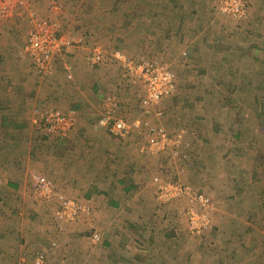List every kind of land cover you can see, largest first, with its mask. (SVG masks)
I'll return each mask as SVG.
<instances>
[{"label":"rangeland","instance_id":"374dc122","mask_svg":"<svg viewBox=\"0 0 264 264\" xmlns=\"http://www.w3.org/2000/svg\"><path fill=\"white\" fill-rule=\"evenodd\" d=\"M24 1L22 10L27 12L18 20L0 17V240L5 213L21 220L14 224L18 235L26 237L33 232L37 240L22 243V264L34 262L37 255L31 250L37 248L48 259L45 264H93L89 258L96 254L98 259L111 257L124 239L132 254L131 264H264V0H244L245 16L241 19L223 9L233 0ZM160 7L163 13L159 15ZM153 14L155 25H142ZM13 18L17 31L11 28V34L8 24ZM30 19L56 23L60 28L68 25L67 21L90 23L88 40L99 35L94 41L99 46L105 48L112 40L113 47H124L122 53H116L130 50L132 55L127 58L164 64L170 71L175 91L157 103L155 116L148 117L149 107L157 104H146L143 90L142 95L136 92L141 91L140 86L124 77L118 63L123 96L140 110L147 105L139 117L133 107L130 120L143 117L155 124L136 120L137 132L132 135L140 142L138 149L151 158L146 189L136 194H147L144 205L113 209L105 205L102 196L83 198L92 194L90 189L72 191L63 188L57 178L53 182L62 172V164H56L57 172L51 169L49 174H34L33 184L30 181L19 191L2 187V128L13 135L20 127L13 128L18 118L10 116L12 107L2 117V107H8L2 101V87H23L28 80L39 88L41 79L51 89L72 81V76L58 71L52 63L51 72L40 76L30 72L27 59L29 65L22 61L20 49L30 30ZM158 23L162 26L160 39L154 32ZM113 25L117 31L107 30ZM2 27L6 38L2 37ZM7 39L14 43L6 55L12 62L2 65V43L7 45ZM19 67L23 72H18ZM106 96L118 101L113 94ZM36 111L33 126L38 133L67 137L40 126L43 114L56 111L67 115L65 112L59 108ZM156 125L163 127L170 142L152 154L149 147ZM62 175L67 179L66 173ZM38 181L47 184L52 198L45 199L44 193L36 190ZM59 197L80 205L72 221L59 220ZM198 197L204 204L197 202ZM18 198L22 204L17 202L15 207L12 200ZM101 245L107 248L103 254Z\"/></svg>","mask_w":264,"mask_h":264},{"label":"crops","instance_id":"0c3cea01","mask_svg":"<svg viewBox=\"0 0 264 264\" xmlns=\"http://www.w3.org/2000/svg\"><path fill=\"white\" fill-rule=\"evenodd\" d=\"M20 10L21 12L18 11L15 14V20L19 19V15L27 12L24 9ZM159 13H163V7H160L157 14ZM154 16L156 15L153 14L145 18L142 25L145 27L151 23L155 25L154 21H151V18L153 19ZM14 18L8 24V26H12L8 29L11 34H13L15 27L12 24L15 21ZM67 23L68 25L64 26V28H60L56 23L54 26L58 35L65 36L70 41L72 47H69L58 55H53L51 63L62 73L65 72H63L64 66L69 67V74L72 76L71 82H66V85L62 83L61 88L54 86L51 89L44 86L48 85L50 87L49 84L43 82L41 79H38L40 80L38 81L39 88L28 84V80L23 87H2V101L8 104V107H2V117L6 116V109L12 107L9 111L10 116L18 118L16 120L18 122L16 125H13V128L20 126L13 135L8 134L9 131L5 127L2 128V187L4 186L9 191H19L22 188L24 189L30 181L33 184L32 176L34 174L37 175L39 173L41 176L42 172H47L44 175L49 174L51 169H54L53 173L55 171L57 172L56 169L58 167L56 164H62V172L58 173L59 176L53 177V182L57 178V182L61 183L64 186L63 188L66 187L72 191L79 190V192L90 189L92 194H85L82 196L83 198L89 199L93 198L92 196H102V199L106 198L105 205L113 209L120 207V205L130 207L144 205L145 199H147V194L143 192L146 189L144 187L145 177H147L150 171L148 169V161L151 158L150 155H145L142 150L138 149L140 142L138 143L137 138L132 137L137 131H132L125 139H117L111 136L104 128L98 126L101 106L105 96L108 94H113L118 98L119 110L117 111V116L124 119L128 124H134V121L138 120L139 122H146L151 126H155L150 120L143 119V117L130 120L129 116L133 117L131 111H134V106L131 105L130 99L127 100L123 96V92L121 93L120 85H123L119 76L121 70L118 62L112 58L115 50L122 53V48L124 47H113L111 44L112 40L110 41V45H106L105 48L101 45L99 46V44L94 43L99 35L93 41L91 39L88 40V35L92 31L90 23L75 24L69 21ZM161 27L160 23L154 26V32H158L159 39L162 33ZM107 30L117 31L118 29L113 25L109 26ZM3 31L4 29L2 27V37L6 38L7 33ZM87 31L89 32L88 35L86 33ZM154 32L152 35H154ZM150 39L152 38L150 37ZM2 42H4L3 39ZM6 43L7 45L2 43V65L12 62V59H9L6 55L10 53L13 42L7 39ZM94 47H101L105 50H103L104 61L99 67L90 68L86 62V58L90 50ZM20 50L22 53V48ZM21 53L20 57L22 61H27L22 58ZM66 53L69 55L67 56ZM122 55H132V51L124 52L123 50ZM132 59L134 61L141 60L137 58ZM227 59L230 58L227 57ZM115 63H117L118 68ZM31 66L29 65L30 72L37 73L33 66ZM4 67L8 69L7 65ZM18 69V72H23L22 67ZM227 73H229L228 70ZM23 77L29 78L30 76L24 75ZM136 92L142 95V89ZM146 106L143 104L142 110H145ZM50 108H59L74 119V125L72 130L67 133V137L54 138L46 134H41L33 126L36 117L34 111ZM134 108L137 110L138 117L139 114H143L142 110L138 109V104ZM149 110L150 113L147 116H155L157 114L158 104L156 107H149ZM152 119L157 120L159 118ZM155 129V132L161 131L164 133L162 126L156 125ZM47 160L49 161L47 162ZM62 173L67 174V179H64ZM59 180L64 181L61 182ZM140 190H143L141 192L145 194H138L140 195L138 197L136 194ZM18 200H12V205L17 207L18 202V206H20L22 203L20 198ZM255 201L257 202L256 199ZM18 213L19 210H16L15 214ZM20 221L16 216L10 217L5 213L2 215V240H0V246L2 243V248H0L2 264H22L25 261L21 257L23 249L22 243L27 242L32 244L37 241L34 238L35 236H33V232H29L26 237L22 236L25 235L22 233L18 235V227H14V224L17 225ZM126 241V239L124 241L121 240L122 246H118L116 254H112L111 257H106L103 260V257L98 259L99 257L96 254V256L89 258L90 261L93 264H123L124 262L131 264L130 258L132 254H129L130 248L125 246ZM108 242H104L106 247L108 246ZM104 243L102 242V244ZM37 249L31 250V252L33 251L32 254L43 255ZM103 249L106 250L107 248L101 245V249H99L101 254H103ZM46 261L48 259L44 258V264Z\"/></svg>","mask_w":264,"mask_h":264},{"label":"built area","instance_id":"2783aa9c","mask_svg":"<svg viewBox=\"0 0 264 264\" xmlns=\"http://www.w3.org/2000/svg\"><path fill=\"white\" fill-rule=\"evenodd\" d=\"M245 1L233 0L224 5L233 16L241 19L245 16ZM25 6L24 0H0V17L2 19L14 17L15 14ZM71 46L70 41L58 35L55 26L45 20L30 19V30L22 47V56L27 59L33 66L34 70L40 76H46L51 72V58L53 55H58ZM113 60L121 64L124 77L134 79L145 94L146 104L156 105L162 99L171 96L175 91L174 79L170 71L162 65L156 64L148 60L133 61L120 53H114ZM104 51L99 47H94L90 50L86 62L90 68H97L103 64ZM64 71L70 78V68L64 66ZM119 104L113 96H106L101 106V115L98 121V126L104 128L111 136L117 139H125L132 131L138 128L137 124H128L124 119L117 116ZM74 120L70 115H65L56 111H49L43 114L40 118V126L50 133L59 136H65L72 130ZM153 138L150 140V150L152 154H157L167 145L170 140L161 131L153 133ZM152 147H155L154 149ZM36 190L43 192L45 199L52 198L47 184L43 181H38ZM186 192V190H184ZM181 190L178 189V194ZM61 202V212L57 213L59 220L68 222L74 219L78 214L79 204L72 201L63 200ZM197 202L201 205L203 199L197 198ZM70 212V213H67ZM192 219V218H191ZM190 219V220H191ZM204 221V220H203ZM193 226L195 223L190 222ZM203 223H206L203 222ZM194 227V226H193ZM197 227V226H195ZM195 229V228H194ZM95 242H98V236L93 237ZM44 256L39 254L34 260V264H43Z\"/></svg>","mask_w":264,"mask_h":264}]
</instances>
